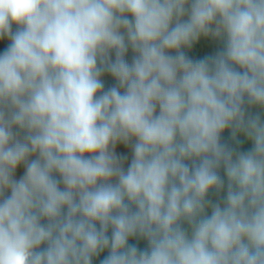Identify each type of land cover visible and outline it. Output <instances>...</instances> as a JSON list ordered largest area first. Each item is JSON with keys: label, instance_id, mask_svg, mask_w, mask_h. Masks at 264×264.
Segmentation results:
<instances>
[{"label": "clouds", "instance_id": "obj_1", "mask_svg": "<svg viewBox=\"0 0 264 264\" xmlns=\"http://www.w3.org/2000/svg\"><path fill=\"white\" fill-rule=\"evenodd\" d=\"M0 42V264H264V0H0Z\"/></svg>", "mask_w": 264, "mask_h": 264}, {"label": "rangeland", "instance_id": "obj_2", "mask_svg": "<svg viewBox=\"0 0 264 264\" xmlns=\"http://www.w3.org/2000/svg\"><path fill=\"white\" fill-rule=\"evenodd\" d=\"M0 45L4 46V43L0 42ZM213 50H214V46L206 45V44L198 46V48L196 49V51L199 52L201 55H203L207 52L213 51ZM241 139H243V138H241ZM242 147L245 149L250 147V142L245 140L244 143L242 144ZM120 151H124V149H120ZM17 175H19V171H18Z\"/></svg>", "mask_w": 264, "mask_h": 264}, {"label": "trees", "instance_id": "obj_3", "mask_svg": "<svg viewBox=\"0 0 264 264\" xmlns=\"http://www.w3.org/2000/svg\"><path fill=\"white\" fill-rule=\"evenodd\" d=\"M2 48H3V46L0 45V49H2ZM193 54H195V55H201V54H200L199 52H197V51H195ZM108 82L111 83L110 80H108ZM102 255H103V254H102ZM100 258H102V257H98L97 260L94 261V264H98V260H99Z\"/></svg>", "mask_w": 264, "mask_h": 264}]
</instances>
